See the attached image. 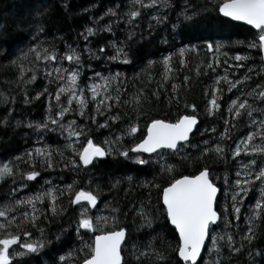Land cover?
<instances>
[{
  "label": "trees",
  "instance_id": "16d2710c",
  "mask_svg": "<svg viewBox=\"0 0 264 264\" xmlns=\"http://www.w3.org/2000/svg\"><path fill=\"white\" fill-rule=\"evenodd\" d=\"M130 2L131 0H0V121H3L0 123V165L12 162L18 165L21 174L31 170L39 173L31 181L22 179V175L0 180V210L13 209L7 211L5 217H0V223L8 225L6 229H0V239L6 238L8 234H19L17 245L25 241H42L44 244L39 252L14 256L12 264H40L45 259L50 260L49 256H67L69 252L72 255L67 258L66 264H82L84 253L87 252L84 245L90 242L93 233L80 229V235H77L76 221L81 206L86 204H72L71 201L75 192L80 190L92 191L97 196L96 206L89 208L88 215L94 218L107 217V224L101 222V228H125L126 243L122 247V256L127 264H138L132 255L134 245L143 250L150 242L156 250L163 253L168 264H177L178 258L172 249L178 237L161 211L162 188L167 186L173 176L178 178L179 175L195 174L203 167L209 168L217 185L223 173L230 174L229 165L226 163L228 152L225 149L228 151L234 140L245 131V123L244 117L231 122L228 125L227 138L221 140V133L226 127L225 118L227 120L228 115L226 100L236 90L229 92L223 78L235 81L247 74L251 79L237 87L243 88L245 92L263 83L260 51L258 48L248 47L249 42L256 39L257 32L247 26L232 23L212 11V3L215 0H211V3L209 0H168V7L164 6V0H158L154 7L141 9V15L133 24L125 23L126 17L119 19L105 15L109 8L123 14L128 10ZM144 2L148 3V0ZM204 7L209 10L200 11ZM182 10L188 14L194 11L199 14L193 16L191 21H185L182 15H178ZM153 16L162 17V22L157 23L152 19ZM98 17L102 19L96 20ZM110 20L111 31H97L88 38V47L95 55L83 52L86 42L79 34L86 26H94V22L95 26L103 28ZM37 25H42L44 31L39 32ZM121 41L128 52V63L108 58L115 51L109 46L110 42H116L119 46ZM207 43L213 45L211 52L207 49ZM217 44L221 45L218 52ZM66 45L82 52L83 67L80 68L79 78L83 84L87 75H93L94 72L100 73L102 77L120 73L123 81L120 102L108 101L112 108L104 116L96 115L97 123L90 119L94 109L91 103L88 104L83 117L73 112L65 114V118L61 120L64 124L75 120L77 124H83L85 127V134L79 138L75 149L79 150L87 143L89 137L94 143L111 149V155L94 160L93 164L86 168L82 165L76 168L71 166L69 160L78 161L79 157L66 149L68 141L57 127L56 133L49 131L45 137L53 167L48 168L46 164L41 166V161L47 158L35 154L39 143L34 124L52 125L46 117L57 118L56 101L44 93V88L47 87L48 92L55 95L58 85L49 83L44 78L43 63L37 62L35 54L29 52V49L36 46L38 49L47 48L51 52L54 46L58 53H63ZM192 45L196 46V51L191 50ZM185 46L188 47L183 53L184 63L181 65L179 49ZM101 47L105 49L104 53L97 51ZM22 52L27 53V56H21ZM236 55L245 59L237 61ZM165 56L170 57L171 71L165 70ZM149 61L152 62L151 65ZM209 61H212L215 71L208 68ZM237 64L240 65L239 68L236 67ZM63 65L67 67L69 62L65 60ZM21 67L25 69L23 73L20 72ZM34 72L36 79L32 80L30 77ZM165 75L167 79H164ZM185 77L188 78L187 82ZM216 77L222 78L220 83L215 85L218 89H223L222 93L218 92L220 108L208 115L207 102L212 98L210 88ZM96 81L103 84L102 80ZM173 84L178 85L177 98H173ZM205 89L209 90L207 95ZM38 92L42 94L35 98ZM141 92L143 95L138 108L134 101L131 105L124 103V100H129ZM61 100H64L63 96ZM248 100L254 107L261 106V103L256 104L252 98ZM186 104L195 105L196 112L186 108ZM187 114H195L198 119V125L190 137L192 143L202 146V141L205 140L209 141L210 145L219 141L224 147V159H219L215 154L200 158L198 149L186 148L184 154L188 156V160L177 155H166L165 159L174 167V172L162 173L155 160L145 165L135 163L137 155L146 160L148 156L129 153L130 158L126 159L118 154L120 150L131 148L139 142L146 132V125L152 119L175 122L180 115ZM109 116H117L118 119L115 122L109 121L106 128L99 127ZM130 123L137 125V132L124 135ZM29 124L33 127H29ZM232 124L236 125L235 128L231 127ZM210 129L215 131H209ZM117 135L121 136L119 143H104L105 140L113 141ZM29 152L33 153L31 163L26 156ZM16 157L22 159L16 160ZM42 181H51L49 184H43L48 188L42 186ZM117 181L119 183H116ZM146 182L148 187H144ZM21 184L25 187L21 188ZM113 184H116V187H112ZM68 185L72 186L71 189H67ZM49 188L56 197V215L49 211L51 202L48 197H44L42 201H34L38 213H34L27 204L15 205V200L24 198H21L24 192L36 195L46 192ZM220 204V199H217V210L222 213ZM142 205L152 220L151 227H141L138 209ZM112 209L117 211L112 212ZM25 212L28 213L27 219L23 216ZM243 212L245 216L251 214L250 210L243 209ZM227 213L232 226L226 229L222 222L219 229L223 226L225 231L233 234L236 241L234 246L239 247L240 234L247 231V226L242 218L239 223L233 220L230 208ZM34 215L38 216L35 227L31 223ZM252 228L254 239L251 243L244 241L240 252L232 253L227 246H222L218 255L215 252L209 253L205 247L203 259L199 264H213L217 260L220 264H264V255L260 254L264 252V212L252 222ZM24 231L30 233V236H24ZM23 251L25 250L22 249ZM139 264H157V261L153 257L145 256Z\"/></svg>",
  "mask_w": 264,
  "mask_h": 264
},
{
  "label": "snow or ice",
  "instance_id": "6c2138e0",
  "mask_svg": "<svg viewBox=\"0 0 264 264\" xmlns=\"http://www.w3.org/2000/svg\"><path fill=\"white\" fill-rule=\"evenodd\" d=\"M158 0H148L145 3L144 0H131L128 5V10L123 14H119L116 10L109 8L105 15L110 17H118L119 19H125V23L133 24L135 19L141 15V9L147 10L154 7ZM211 3V0H209ZM164 6L168 7V0H164ZM207 7L201 8L200 11H208ZM212 11H215L219 16L229 18L232 21H242L247 25H250L253 29L257 30L256 39L249 42V48H258L261 53H264V0H215L212 3ZM199 12H193L188 14L185 10H182L180 14L185 21H191L193 16L198 15ZM102 19V17L96 18V20ZM152 19L156 20L157 23L162 22V17L153 16ZM111 23L104 25L103 28L98 26H86L84 31L79 35L85 40V46L83 52L92 53V50L88 47L87 41L90 36H93L97 31H111ZM175 27V25H173ZM37 30L43 32L44 28L42 25H37ZM131 33L129 38H131ZM124 42H119V46L116 42H110V47L115 51L114 54L108 57L111 60H121L122 63H128V52L123 47ZM188 46L179 49L181 55V65L184 61L182 59L183 53ZM221 45H216V51L218 52ZM207 49L209 52L213 50L212 43H207ZM192 51H196V46H191ZM100 53H104L103 47L97 50ZM29 52L35 54L37 62L43 63V75L49 83H57L55 95L48 92L47 87L44 88V93H47L50 99L56 101L55 117H46L52 125H56L62 133H67L66 149L71 150L74 156H78L79 159H70L69 163L73 168L80 165L85 168L93 164L95 158H102L106 155H111V149H106L101 144L93 142L92 138L87 139V143L77 150L74 148L79 138L85 134V127L83 124H77L75 120L68 121L67 124L61 123V120L65 118V114H72L84 116L85 110L88 104L94 105L93 115L90 119L93 123H97L96 115L104 116L106 112H109L112 108V104L108 101H114L119 103L121 100L120 93L123 90L121 80V74L115 73L107 77H102L100 73L94 72L93 77L97 80H102L103 84L96 82L95 80L91 83L80 86L78 82L80 77V68L83 67L82 52L71 45H66L63 53H58L55 47L51 52L47 48H37L33 46L29 49ZM21 56L26 57L27 53H21ZM264 59V56L261 57ZM245 59L240 55L235 56V60L240 61ZM67 60L69 65L65 67L63 61ZM170 57L165 56L163 63L165 70L171 71L169 67ZM47 62V63H44ZM54 62V63H53ZM15 64V61L12 62ZM149 61V65H151ZM218 63V61H217ZM231 67V65H229ZM240 67L239 64L236 65ZM208 68L215 71L212 68V61H209ZM25 69L20 68V72L23 73ZM251 72L252 69L250 68ZM168 77L165 75L164 79ZM30 79H36V73L34 72ZM92 79V78H89ZM185 77V82H187ZM221 77H216L213 86L210 88L211 99L207 102L206 111L208 115H212L215 111L219 110L220 104L218 103V92L222 93L223 89H218L215 85H218L221 81ZM227 83V90L231 92L236 89L240 95L232 98L228 103L227 111L231 114L232 120L236 121L239 117H244L248 121V124L255 129V131H248L245 136L239 140L234 141L236 147L230 148L229 151L231 156L235 159L240 156L241 153L244 156L249 157L246 163L241 162L239 168L236 171V179L232 182V217L235 220L239 219V213L241 211L240 205L242 204L244 197L247 196L248 192L255 186L256 182H259V198L255 200L254 205L250 206L251 214L245 217V222L248 225L247 231L240 234V246L235 247L236 241L233 234L227 231L219 232L215 229L219 228L218 221L223 220L225 228L232 226L231 221L228 220L227 209H224L223 213L218 212L216 204L218 197V187L212 179V174L208 167L200 168L195 174L179 175L178 178L173 176L167 186L162 188L160 192V199L162 201V214L165 216L166 221L174 229L175 234L178 236L177 243L172 249L175 257L178 258L177 264H199V260L202 257V248L207 247L209 253L215 252L219 255L222 246H227L230 252L238 253L243 249L244 241L251 243L254 239L255 233L252 228V222L264 212V107H254L253 104L249 103L248 99L241 100V96L252 98L255 101H259L264 105V84H257L255 88H250L247 92L243 88H237V85L243 84L245 81L251 79L247 74L238 80L231 81L227 77L223 78ZM113 83L115 86L113 87ZM162 86V85H161ZM173 98L178 97L176 89L178 85L173 84ZM100 89H103L102 91ZM257 89H260L257 91ZM208 89H205V94H208ZM115 93V95H113ZM42 93L38 92L35 98H39ZM142 92L129 100H124L125 104L131 105V102H135L137 108L141 105ZM156 95V93H153ZM61 96L64 100H61ZM25 101L28 102V98L25 97ZM178 102V101H177ZM75 104V108H73ZM186 108H191L192 112H196L195 105H185ZM254 113H259L260 118L257 120L254 118ZM118 119L117 116H109L103 124H99V127L106 128L109 126V121L115 122ZM3 123V121H0ZM197 115L187 114L180 115L175 122H169L164 119H152L150 123L146 125V132L138 143H135L131 148H125L120 150L118 154L122 157L130 158L129 153H148L155 154L157 159L154 161L160 165L162 173L174 172V167L167 163L166 155H177L184 160H188V156L184 154L186 148H196L200 152V158H203L209 154H215L219 159H224L225 152L223 145L217 141L209 144V141H202L201 145L193 144L190 139V133L193 132L194 126L197 125ZM225 131L221 133V140L227 138L229 133V121L225 120ZM33 127L32 124L28 125ZM235 124L231 127L235 128ZM37 129L43 128L46 130L55 131L56 129H49L48 123L36 124ZM137 125L130 123L128 129L123 133L124 135H132L137 132ZM209 131H215L210 129ZM75 137L76 139H73ZM257 137L262 141L261 144H253L251 141ZM121 139L120 135H117L113 141L105 140V144L119 143ZM241 144L243 147H241ZM163 150V151H162ZM37 156L46 157L47 159L41 161V166L44 164L48 168H52L51 153L45 148L35 149ZM28 162L31 163L33 153H26ZM16 160L22 159L16 157ZM149 159H142L140 156L135 157V163L145 165L151 161ZM15 175H22V179L31 181L34 180L39 173L35 170L20 173L18 165L12 162L3 163L0 165V180L6 177H14ZM131 178L129 177V180ZM116 183H119L117 181ZM226 188L228 186V180L225 178ZM149 184L146 182L144 187H148ZM152 187H159V185H151ZM21 188L25 185L21 184ZM71 185L67 186V189H71ZM112 187H116L113 184ZM16 191V189H13ZM63 194V191H61ZM227 196V191L225 192ZM44 197H48L50 200L49 211L53 215L57 214L55 201L56 197L52 195V189L49 188L46 192H41L35 196H29L26 199L15 200V205L27 204L31 206L34 213H38V209L35 207L34 201H42ZM81 201H86V205L81 206L79 218L76 221L77 224V235H80L79 230L84 229L89 233H93L90 242L84 245L87 248V252L84 253V259L82 264H127V261L122 256V243H126V230L125 228H119L118 230H108L107 228H101L99 225L101 222L107 224V217H92L88 215L89 208L95 207L97 203V196L92 191L80 190L76 191L72 204H78ZM7 208V206H6ZM13 209L7 208V211ZM7 211L0 210V217H5ZM117 209H112V212H116ZM140 219L142 221L141 227H151L152 220L149 214L144 210L143 205L138 209ZM25 219L28 217V213H23ZM38 216H33L31 223L35 227V221ZM11 224V221H8ZM8 225L0 223V229H6ZM24 236H30L27 231L23 232ZM19 234H8L6 238L0 239V264H12L14 256H23L27 253H36L44 246L42 241L36 242H25L20 243L19 248L25 251L10 252V246L17 244ZM206 240H210V244L206 245ZM221 242H224L223 244ZM171 247V246H170ZM132 255L139 262L145 256L153 257L157 264H168L163 253L156 250L151 242L145 245L143 250L137 249L133 246ZM83 251V249H82ZM264 255V252L260 253ZM72 255L71 252L65 255H61L59 260L65 262L68 257ZM251 255V253H249ZM213 264H220L219 260L214 261Z\"/></svg>",
  "mask_w": 264,
  "mask_h": 264
},
{
  "label": "rangeland",
  "instance_id": "374dc122",
  "mask_svg": "<svg viewBox=\"0 0 264 264\" xmlns=\"http://www.w3.org/2000/svg\"><path fill=\"white\" fill-rule=\"evenodd\" d=\"M89 78H92V79H89ZM96 81V78L95 77H93V75H87V79H86V82H85V84H87V83H91V82H93V81ZM78 82L80 83V86L81 87H83L84 86V84L81 82V79L79 78V80H78ZM97 82V81H96ZM237 87H238V85H237ZM240 95V93L237 91V90H235L234 91V94L233 95H231L229 98H228V100H226V104H227V107H226V109L228 108V103L230 102V100L232 99V98H235V96H239ZM243 99H249V97H246V96H241V100H243ZM254 101V100H253ZM255 103L256 104H258V103H260L259 101H255ZM257 107V106H256ZM260 107H264V105H262L261 104V106ZM228 112V111H227ZM227 114V113H226ZM254 115V118H256L257 120H259V118H260V114L259 113H254L253 114ZM225 120H226V118H225ZM227 120L229 121V125H230V123L231 122H234L233 120H232V117H231V114L228 112V115H227ZM244 123H245V125H244V127H245V131L243 132V133H241L238 137H237V139L236 140H239L241 137H243V136H245L246 135V133L248 132V131H255V129L254 128H252L249 124H248V121L246 120V118H244ZM36 124H39V123H36ZM36 124H34V125H36ZM56 125H55V127L53 126V125H49V129H56ZM34 131H35V134H36V139H37V141H38V143H39V145L38 146H36V148L35 149H37V148H40L41 150H44L45 148L46 149H48L49 148V144H48V141L46 140V135L48 134V132L50 131V132H54V133H56V131H52V130H46V129H43V128H40V129H37L36 127H35V129H34ZM67 133H64V136L66 137L67 135H66ZM73 139H76L75 137H73ZM236 140H234V141H236ZM250 143H253V144H261L262 143V141L260 140V138L259 137H257L255 140H253V141H251ZM74 147H75V144H74ZM236 147V145H235V143L233 142L232 143V146H231V148H235ZM241 147H243V145L241 144ZM230 149V148H229ZM229 149H228V151L225 149V151L226 152H228V157H226V163L229 165V169H230V174L229 175H227L226 174V172L225 173H223L222 174V176H220V182H222L223 183V187L225 188V192L227 191V196L225 197V199H228V204H227V202H225V200H224V202L222 203L221 202V204H220V206H221V209H222V213L224 212V209L226 208L227 209V211H228V208H230V210H231V212H232V200H231V195H232V182L237 178L236 177V175H235V173H236V171L238 170V168H239V164L241 163V162H243V163H246L247 162V160L249 159V157H246V156H244V154L243 153H241V155L240 156H238V157H236L235 159L231 156V153H230V151H229ZM149 157V156H148ZM151 157H152V159L151 160H156L157 159V157L155 156V154L154 155H151ZM149 159V158H148ZM224 175V176H223ZM219 178V177H218ZM225 178H227V180H228V186H227V188H226V185H225ZM51 182V181H50ZM49 181H42V186H43V184H49L50 183ZM43 187H45V188H48V186H43ZM258 188H259V182H256V184H255V186L248 192V194H247V196H245L244 197V200H243V202H242V204L240 205V207H241V211H240V213H239V219L238 220H235V219H233L234 221H236V223L238 222L239 223V220L242 218L243 219V222L245 223L244 225L245 226H247L248 227V225L246 224V222H245V217L246 216H249V215H246L245 216V213L243 212L242 213V211H243V204H244V201L247 199V197H248V200H250V198H253V199H257V198H259V191H258ZM253 191V192H252ZM252 192V193H251ZM29 196H35V194L34 193H31V192H24L23 194H21V198L22 197H24V198H22V199H26L27 197H29ZM224 203L226 204L225 206H224ZM29 206V205H28ZM248 209L250 210V206L248 207ZM248 209H244L245 211H248ZM95 214H97V213H93V215H95ZM229 220V219H228ZM223 226H225V224H224V221H223ZM223 231H225L224 230V228L222 227L220 230H219V232H223ZM25 242H28V241H25ZM25 242H22V243H25ZM209 243H210V241H209ZM10 252H15V251H21L22 252V249L21 248H19V245H17V244H14V245H11L10 246ZM59 254H55L54 256H49V259L50 260H48V259H45L44 261H41L40 262V264H66L67 262H61L60 260L58 261V257H60L61 255H59ZM67 261V260H66ZM30 264V263H29Z\"/></svg>",
  "mask_w": 264,
  "mask_h": 264
},
{
  "label": "flooded vegetation",
  "instance_id": "af4514ba",
  "mask_svg": "<svg viewBox=\"0 0 264 264\" xmlns=\"http://www.w3.org/2000/svg\"><path fill=\"white\" fill-rule=\"evenodd\" d=\"M217 185V184H216ZM217 187H218V189H219V194H218V199H220V202H224V200H225V202H227V204H228V199H225V188L223 187V183L222 182H220L219 181V183H218V185H217ZM253 192V191H252ZM251 192V193H252ZM254 203H255V199H253V198H250V200H248V197H247V199L244 201V204H243V209H248V207L249 206H251V205H254ZM226 204L224 203V206H225ZM229 205V204H228ZM249 210V209H248ZM223 222V220H221V221H218V223L220 224V223H222ZM223 227V226H222ZM221 227V228H222ZM220 228V229H221ZM219 229V228H218ZM219 229V230H220ZM224 230H225V228H224ZM209 241L210 240H208V244H209Z\"/></svg>",
  "mask_w": 264,
  "mask_h": 264
},
{
  "label": "water",
  "instance_id": "95a60500",
  "mask_svg": "<svg viewBox=\"0 0 264 264\" xmlns=\"http://www.w3.org/2000/svg\"><path fill=\"white\" fill-rule=\"evenodd\" d=\"M221 17H222V16H221ZM222 18L227 19V20H229L230 22L235 23V24H238V25L247 26V27H249L250 29H252V30H254V31H257V30H255V29H253L250 25H247V24H245V23L242 22V21H232V20H230L229 18H225V17H222ZM260 55H261V57H262V56H264V53H261V52H260ZM261 60H262V63H263V69H264V59L261 58ZM263 84H264V72H263ZM197 120H198V119H197ZM197 125H198V123H197ZM197 125L194 126L193 132L190 133V137H191V135L194 133V131H195ZM162 151H163V150H162ZM135 154H140V155H143V156L154 155V154H148V153H135ZM218 194H219V191H218ZM161 202H162V201H161ZM81 203H87V202H86V201H81V202L78 203V204H81ZM92 208H93V207H92ZM170 226H171V225H170ZM171 227H172V226H171ZM172 228H173V227H172ZM177 237H178V236H177ZM207 241H208V240H206L205 243H207ZM123 244H124V243H122V246H123ZM204 250H205V247L202 248V255H203ZM198 260L200 261V258H198Z\"/></svg>",
  "mask_w": 264,
  "mask_h": 264
}]
</instances>
